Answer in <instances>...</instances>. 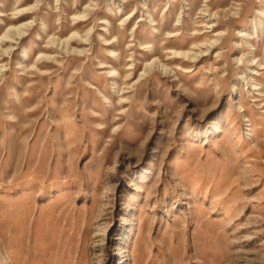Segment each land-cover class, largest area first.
I'll list each match as a JSON object with an SVG mask.
<instances>
[{"label":"rangeland","instance_id":"rangeland-1","mask_svg":"<svg viewBox=\"0 0 264 264\" xmlns=\"http://www.w3.org/2000/svg\"><path fill=\"white\" fill-rule=\"evenodd\" d=\"M0 264H264V0H0Z\"/></svg>","mask_w":264,"mask_h":264},{"label":"bare ground","instance_id":"bare-ground-1","mask_svg":"<svg viewBox=\"0 0 264 264\" xmlns=\"http://www.w3.org/2000/svg\"><path fill=\"white\" fill-rule=\"evenodd\" d=\"M18 35H19V37H20V36H22V35H24V34L21 32V33H19ZM13 37H14V36H13ZM7 38H8V37H7ZM9 38H10V37H9ZM88 40H89V39H88ZM73 52H74V51H71L70 53H73Z\"/></svg>","mask_w":264,"mask_h":264}]
</instances>
